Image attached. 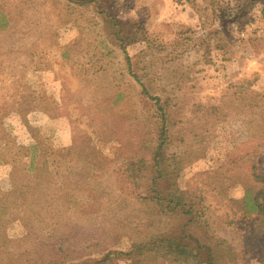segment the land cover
Segmentation results:
<instances>
[{"label": "rangeland", "instance_id": "rangeland-1", "mask_svg": "<svg viewBox=\"0 0 264 264\" xmlns=\"http://www.w3.org/2000/svg\"><path fill=\"white\" fill-rule=\"evenodd\" d=\"M263 3L0 0L9 22L3 28L0 15V196L17 201L27 187V204L37 196L39 148L53 154L45 164L55 178L43 206L25 217L15 205L8 212L0 264H35L48 243L72 254L161 234L122 172L157 135L154 102L138 79L170 101L175 142L165 156L183 166L173 191L201 202L207 241L226 242L225 264H264V216L247 209L264 204ZM85 149L96 159L92 177L75 184L88 168ZM34 210L61 212V225L29 217Z\"/></svg>", "mask_w": 264, "mask_h": 264}, {"label": "trees", "instance_id": "trees-1", "mask_svg": "<svg viewBox=\"0 0 264 264\" xmlns=\"http://www.w3.org/2000/svg\"><path fill=\"white\" fill-rule=\"evenodd\" d=\"M260 13L264 20V6ZM0 15L4 21L3 28H7L9 22L4 15ZM138 82L142 85L144 94L150 101L154 102L156 116H154L153 121L157 135L152 138L151 142L143 145L145 154L139 157L141 160L138 161V164H134V160L125 161L122 172L125 182L131 187L135 200L142 207L150 210V215L155 219L154 225L159 227L161 234L156 240L148 244L140 245L127 240H120L111 246L102 245L100 251L95 250L97 245H89L83 252L72 254L63 250H56L48 243L45 247L48 256L43 260L35 261V264H132L136 260L138 264H225V259L221 258L220 255L226 242L212 239L210 242L207 241L208 228L204 220L205 214L200 208L201 202H198L194 195H180L173 191L174 182L183 171V166L182 158H166L165 156V149L175 142L170 101L167 98L151 96L139 79ZM32 146L40 147L37 144ZM83 153L81 162L84 167L88 166V168L81 170L75 184L92 177L89 172L92 171L91 167L96 162V159L90 158L92 155L88 149H85ZM38 155H40V160L35 165ZM47 156H53V154L41 153L39 148L36 150L35 156L31 158V164L34 165L33 169L38 173L37 176L42 182L36 184V191H34L37 196H33L30 203L27 204L31 193L30 187L24 188L21 198L17 201L11 202V200H6L0 196V231L9 217L8 212L13 205L23 217H25V212L29 213L30 207L34 208L35 206L37 208L44 205H42L40 197L48 184L54 183L55 180L51 177L52 175L45 164ZM53 164L57 167L59 160L54 159ZM43 168L46 170V176L42 172ZM19 202L27 205L19 207ZM87 208L88 205L82 204L80 207L81 214L87 215ZM247 209L249 214H254L257 218L264 216V204L257 201L248 202ZM33 215L29 217L41 219L42 215H45V218L50 219L54 227L61 225V221H57L61 212H48L39 215V212L34 210ZM30 220L32 219H26V221ZM64 225L68 228L66 224ZM55 229L59 230L58 228ZM79 229L81 232L86 231L83 228ZM0 240L3 242L2 244L6 243V239L0 238ZM160 250L166 251L167 255L164 258H162ZM227 251L230 256L233 255L231 251Z\"/></svg>", "mask_w": 264, "mask_h": 264}]
</instances>
